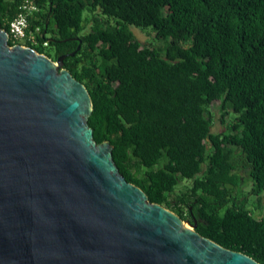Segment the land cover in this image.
<instances>
[{"label":"trees","instance_id":"1","mask_svg":"<svg viewBox=\"0 0 264 264\" xmlns=\"http://www.w3.org/2000/svg\"><path fill=\"white\" fill-rule=\"evenodd\" d=\"M25 1L0 0L1 27ZM30 1L9 44L67 54L126 179L264 264V0Z\"/></svg>","mask_w":264,"mask_h":264},{"label":"water","instance_id":"2","mask_svg":"<svg viewBox=\"0 0 264 264\" xmlns=\"http://www.w3.org/2000/svg\"><path fill=\"white\" fill-rule=\"evenodd\" d=\"M9 39L0 25V264H261L126 179L67 54Z\"/></svg>","mask_w":264,"mask_h":264},{"label":"built area","instance_id":"3","mask_svg":"<svg viewBox=\"0 0 264 264\" xmlns=\"http://www.w3.org/2000/svg\"><path fill=\"white\" fill-rule=\"evenodd\" d=\"M35 5L30 1L26 0L21 7V10L17 16L10 23V37L13 41H21L25 38L28 15L35 10Z\"/></svg>","mask_w":264,"mask_h":264},{"label":"rangeland","instance_id":"4","mask_svg":"<svg viewBox=\"0 0 264 264\" xmlns=\"http://www.w3.org/2000/svg\"><path fill=\"white\" fill-rule=\"evenodd\" d=\"M133 28H134L136 35L140 38V40H142V41L146 40L147 36L142 31H140L139 29H137L135 27H133Z\"/></svg>","mask_w":264,"mask_h":264},{"label":"clouds","instance_id":"5","mask_svg":"<svg viewBox=\"0 0 264 264\" xmlns=\"http://www.w3.org/2000/svg\"><path fill=\"white\" fill-rule=\"evenodd\" d=\"M17 42H21V41H17ZM23 45V44H22Z\"/></svg>","mask_w":264,"mask_h":264}]
</instances>
